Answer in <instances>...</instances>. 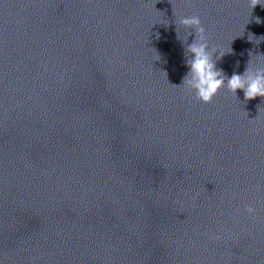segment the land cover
<instances>
[{
    "label": "clouds",
    "instance_id": "9594fccd",
    "mask_svg": "<svg viewBox=\"0 0 264 264\" xmlns=\"http://www.w3.org/2000/svg\"><path fill=\"white\" fill-rule=\"evenodd\" d=\"M248 4L253 9L258 4L264 5V0H248ZM179 23L186 28H194L199 41H207L205 28L202 26L198 15L182 17ZM257 23H259V18H257ZM249 39L252 40L253 37L250 35ZM188 51L192 53V58L187 61L189 71L183 78L181 87L188 91H194L198 101L204 104L211 103L218 92L225 87L234 95L237 90H242L246 101L255 99L257 96L264 97V68L253 73L251 60L243 75L233 74L228 78L222 70L216 68L215 60L212 53L208 51L206 42H194L189 46ZM225 54L223 50H219L216 59H220ZM245 211L249 215H254L256 209L248 206ZM215 239H221V237L216 236Z\"/></svg>",
    "mask_w": 264,
    "mask_h": 264
}]
</instances>
